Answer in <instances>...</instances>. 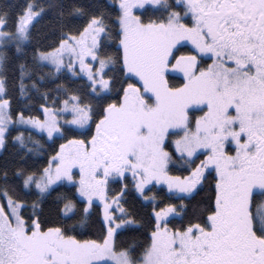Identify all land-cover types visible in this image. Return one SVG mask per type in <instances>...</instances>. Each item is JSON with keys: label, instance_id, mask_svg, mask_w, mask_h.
<instances>
[{"label": "snow or ice", "instance_id": "obj_1", "mask_svg": "<svg viewBox=\"0 0 264 264\" xmlns=\"http://www.w3.org/2000/svg\"><path fill=\"white\" fill-rule=\"evenodd\" d=\"M9 144L0 264H264V0L0 5Z\"/></svg>", "mask_w": 264, "mask_h": 264}, {"label": "trees", "instance_id": "obj_2", "mask_svg": "<svg viewBox=\"0 0 264 264\" xmlns=\"http://www.w3.org/2000/svg\"><path fill=\"white\" fill-rule=\"evenodd\" d=\"M24 2V0H0V5H3V4H11V5H16V4H22ZM152 14V10L151 8H149L148 12L147 13H144V15H151ZM45 71H47V69H45ZM53 80H55V78L53 77L52 78ZM55 83H60V81H55ZM55 84H48L47 87L49 89H52L54 88ZM43 90V89H42ZM42 101H38L37 103H41ZM33 114H36L35 112ZM94 127V125H93ZM23 130V129H21ZM12 135H15V132H12ZM46 135V134H45ZM33 136L36 137L37 139H41L42 138V135L39 134V132L37 130H33ZM63 141L62 140H57L55 144H51V142H49L48 144L45 145L46 148H48V151L46 153H42V158H45L47 156H50L52 155V151L53 149H57L59 144L62 143ZM12 150V145L9 144L7 149L5 150H2L1 153H0V157L2 156H6L8 155ZM202 158V157H201ZM198 162V161H197ZM174 174H179V173H176L174 171ZM214 183V181L212 182ZM113 188H117V185H112ZM162 187L160 186H156L153 191H157L160 193L161 197H164V193L167 191L165 188H163V190H161ZM60 191H67L68 189L67 188H63V189H59ZM209 193V185L208 184H205L204 185V188L201 190V192L199 193V195L196 197V199H202L204 198L207 194ZM173 202H176V201H173ZM129 204L133 207H135L138 211V213L141 215V216H147L148 212L151 211V208L153 205L151 204H147V206H142L140 204L139 201H134L132 199H129ZM99 205V204H98ZM162 206V205H160ZM102 210V207L101 205H99L98 208H96L95 212L93 213V216L91 218V226L87 229H77V231H83L86 233V235L84 237H81V238H98L99 236V224H98V221H97V214ZM175 223H179V219H177L176 221H174ZM69 224H72V221H69L68 222ZM121 240L125 239V235H121L120 237Z\"/></svg>", "mask_w": 264, "mask_h": 264}, {"label": "rangeland", "instance_id": "obj_3", "mask_svg": "<svg viewBox=\"0 0 264 264\" xmlns=\"http://www.w3.org/2000/svg\"><path fill=\"white\" fill-rule=\"evenodd\" d=\"M38 131V130H37ZM1 151L2 150H0V153H1ZM156 186H160V187H162L161 185H156ZM165 189H166V186L164 187ZM167 190V189H166ZM97 204H99V205H101V207H102V204L99 202V201H97Z\"/></svg>", "mask_w": 264, "mask_h": 264}]
</instances>
